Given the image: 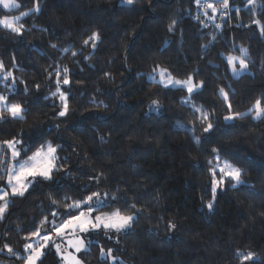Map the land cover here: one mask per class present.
<instances>
[{
	"label": "trees",
	"instance_id": "obj_1",
	"mask_svg": "<svg viewBox=\"0 0 264 264\" xmlns=\"http://www.w3.org/2000/svg\"><path fill=\"white\" fill-rule=\"evenodd\" d=\"M123 1L40 0L42 10L19 22L22 35L0 25V60L24 82L17 85L21 94L12 102L32 109L26 119L3 124L7 131H0V140L21 134L25 148L53 140L63 146L60 163L67 170L56 173L52 182L35 184L25 197L12 198L0 220V248L8 243L23 254L24 244L32 242L24 237L53 210L49 192L61 199L65 192L75 195L91 185L92 191L127 197L113 207L135 203L143 209L128 233L119 235L118 244L116 236L111 241L103 234L90 237L112 247L124 264H240L237 249L264 258V119L247 116L225 124V102L216 94L223 87L234 111L244 112L264 92V34L252 23H264L259 7L264 0H257L255 8L248 0H230L227 14L218 12L211 22L194 0ZM23 2L31 7L35 0ZM93 32L100 35L95 49L83 45ZM241 47L248 50L249 71L235 78L226 57L241 55ZM63 48L71 51L62 53ZM72 52L79 54L73 57ZM56 64L70 70L72 81V111L65 119L53 116L58 100L53 108L43 99L55 90L45 70ZM156 66L179 79L198 69L196 81L206 82L193 101L215 110V130L200 145L179 127H190L194 120L181 102L186 92L166 91L151 82L149 73ZM25 83L27 94L22 93ZM153 100L162 105L160 111L149 109ZM196 127L198 136L205 135L198 123ZM212 147L244 170L246 184L234 189L226 183L209 212L207 160ZM100 172L107 179L96 186L90 177ZM169 222L176 228L170 229ZM82 258L85 264H101L98 246ZM42 259L43 264H60L53 248ZM23 263L6 250L0 252V264Z\"/></svg>",
	"mask_w": 264,
	"mask_h": 264
},
{
	"label": "snow or ice",
	"instance_id": "obj_2",
	"mask_svg": "<svg viewBox=\"0 0 264 264\" xmlns=\"http://www.w3.org/2000/svg\"><path fill=\"white\" fill-rule=\"evenodd\" d=\"M126 2L131 4L133 0H126ZM194 3L203 11V15L210 22L215 21L216 13L219 12L223 17L230 8V0H222L219 7L215 0H194ZM248 5L255 8L257 0H248ZM0 6L4 9L18 10L24 7L25 4L23 0L19 3L17 0H0ZM259 7L264 10V3L260 4ZM41 10L40 0H35L31 8L20 11L19 15L12 17L5 15L0 18V25L13 33L22 35L24 26L19 23L21 19L39 13ZM209 10H211V14H209ZM194 18L200 19L199 16ZM201 22L203 23V21ZM252 23L259 27L261 34H264V23L258 19L253 20ZM175 24L176 21H173L169 25L170 31L173 30ZM204 26L207 27L208 25L204 24ZM214 27L219 29L221 25L215 24ZM99 40V33L93 32L87 39L83 40V45L91 44L92 48L95 49ZM214 40L215 37H213ZM213 41L209 43L211 44ZM50 47L58 49L57 44H50ZM202 47L206 49L209 45H203ZM59 51L67 53L71 49L63 48ZM240 53L241 55L238 56L228 55L226 57V68L230 69L232 76L235 78H239L242 73L249 71L248 61L246 60L248 50L241 47ZM78 54V52H72L73 57ZM12 59L14 61L15 57L13 56ZM13 67L19 68L15 63ZM45 71L47 72V79L55 90L50 91L43 99L51 101L53 108L57 107L56 101L58 100L59 107L53 112V116L65 119L72 111L69 104L73 96L70 70L66 66L61 67L56 64L52 71H47V69ZM138 75L140 74L138 73ZM196 75H199L198 69L186 78L179 79L174 77L167 68L156 66L149 73V79L166 91L174 89L179 92H186V95L181 97V102L191 109L194 120L190 127L185 125H179V127L189 133L195 145H200L206 138V134L215 130L213 123L215 110L213 109L210 112L204 105H197L193 101V97L202 95L203 90L207 87L205 81H196ZM21 83L24 82L12 70L6 68L3 60H0V84L3 85L5 90L0 92V131H7L3 129V124L24 120L26 114L32 111L25 104L12 102L15 95L21 94L17 89V85ZM40 87V84H36V91H39ZM5 92L8 94H5ZM28 92L29 88L25 83L22 93L27 94ZM216 94L225 102L226 114L223 115L225 124L243 120L247 116H251L253 120L264 119V92L260 93L244 112L234 111L229 93L223 87L218 88ZM161 108L162 105L158 100L151 101L149 105V109L154 112L160 111ZM197 123L201 126L205 135L198 136L196 134ZM39 126V124L33 125L35 128H39ZM56 127L59 128V124ZM9 135L11 134L9 133ZM100 140L106 142L104 136H100ZM62 147V145L54 144L53 140L48 139L39 142L38 145L25 148V141L22 139L21 134L11 135V138L0 140V220L4 219L8 212L12 198H23L35 184L52 182L56 173L64 174L67 172L64 165L60 163L59 150ZM29 152H31V155H28ZM207 165L209 174L207 183L210 188L211 199L207 202L206 207L211 212L214 210L218 191L222 190L226 183L235 189L246 184V181L242 178L244 170L230 160L223 158L221 150L216 147L210 149ZM67 174L70 175V173ZM105 179L107 177L103 172L90 177V181L96 186H99ZM82 188L83 191L75 195L65 192L61 199L54 198L53 194L49 192L48 199L53 210L49 216H45L40 221L39 227H36L34 231L24 237L25 240L32 242L24 244L23 254L13 249L8 243L0 248V252L6 250L8 254L23 259L25 264H43L42 258L50 248H54L60 258V264H85L82 257L89 254L94 246H98L101 264H124L120 257L114 255L112 247H105L99 240L90 237L93 234L97 236L103 234L107 240L111 241L113 236H116V243L118 244L119 235L128 233L143 209L137 208L135 203L113 207L114 204L126 200L127 197H121L109 191H92L91 185H83ZM117 192H119V189H117ZM57 195L59 194L57 193ZM102 209L108 210L102 211ZM128 209H135V212L129 213ZM168 227L175 229L176 225L169 222ZM33 238L36 239L33 240ZM235 256L239 259L240 264H264V258L251 250L237 249Z\"/></svg>",
	"mask_w": 264,
	"mask_h": 264
},
{
	"label": "rangeland",
	"instance_id": "obj_3",
	"mask_svg": "<svg viewBox=\"0 0 264 264\" xmlns=\"http://www.w3.org/2000/svg\"><path fill=\"white\" fill-rule=\"evenodd\" d=\"M17 2L19 3V2H21V0H17ZM215 2L217 3V2H222V0H215ZM123 3L124 4H129V3H127L126 2V0H124L123 1ZM32 7V6H31ZM31 7H24L23 9H4L2 6H0V18H3L5 15H7V16H9V17H12V16H17V15H19V12L20 11H25V10H27L28 8H31ZM2 26V25H1ZM36 238H34V240H35ZM54 249V248H53ZM54 251H55V249H54ZM23 264H25V262L23 263Z\"/></svg>",
	"mask_w": 264,
	"mask_h": 264
}]
</instances>
